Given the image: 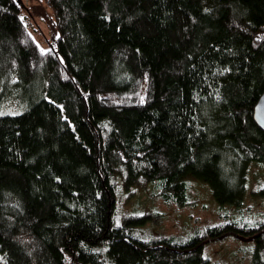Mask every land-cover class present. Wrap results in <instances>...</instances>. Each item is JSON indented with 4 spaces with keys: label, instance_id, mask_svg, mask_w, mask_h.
Listing matches in <instances>:
<instances>
[{
    "label": "trees",
    "instance_id": "1",
    "mask_svg": "<svg viewBox=\"0 0 264 264\" xmlns=\"http://www.w3.org/2000/svg\"><path fill=\"white\" fill-rule=\"evenodd\" d=\"M45 2L43 51L21 1L0 0V264H209L226 237L258 264L264 219L145 240L126 225L146 217L115 213L117 186L161 180L183 207L190 178L241 208L264 165V0Z\"/></svg>",
    "mask_w": 264,
    "mask_h": 264
},
{
    "label": "rangeland",
    "instance_id": "2",
    "mask_svg": "<svg viewBox=\"0 0 264 264\" xmlns=\"http://www.w3.org/2000/svg\"><path fill=\"white\" fill-rule=\"evenodd\" d=\"M25 24L41 50L46 51L52 44L56 29L53 14L45 0H20ZM161 180L140 181L126 188L116 187V213L120 225L127 218L146 217L142 224L126 225L140 239L157 240L175 236L180 241L200 233L207 226L224 223H254L264 219V197L255 192L264 187V165L250 166L247 190L241 208L220 205L212 195L209 186L197 179L186 180L187 203L180 207L165 203ZM118 211V212H117ZM131 231V232H132ZM253 241H242L226 237L208 243L204 247V257L209 264H254ZM258 264L264 263V252H259Z\"/></svg>",
    "mask_w": 264,
    "mask_h": 264
},
{
    "label": "water",
    "instance_id": "3",
    "mask_svg": "<svg viewBox=\"0 0 264 264\" xmlns=\"http://www.w3.org/2000/svg\"><path fill=\"white\" fill-rule=\"evenodd\" d=\"M253 118L259 128L264 131V92L262 93L254 107Z\"/></svg>",
    "mask_w": 264,
    "mask_h": 264
}]
</instances>
